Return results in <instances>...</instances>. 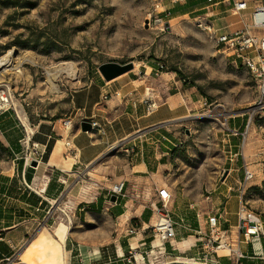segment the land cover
<instances>
[{
	"label": "rangeland",
	"instance_id": "374dc122",
	"mask_svg": "<svg viewBox=\"0 0 264 264\" xmlns=\"http://www.w3.org/2000/svg\"><path fill=\"white\" fill-rule=\"evenodd\" d=\"M180 2L0 0V57L14 51L12 64L0 68V96L9 99L7 110L17 119L35 126L67 117L70 92L88 82L102 63L132 62L133 68L151 65L154 69L162 64L159 77L166 73L194 88L201 103L191 111L192 116L162 124L166 128L162 130L176 133L179 145L169 171L160 174V180L168 178L192 199L200 194L205 200L208 192L212 196L228 187L234 189L231 194H238L246 167L254 176L245 186L244 201L264 221V101L260 102L258 82L239 60L215 46L202 16L211 9L178 17L194 9L170 13ZM25 54L34 62L24 61ZM60 63L70 64L75 77L59 73L52 90L48 70ZM15 64H20L18 70ZM233 121L243 123L233 129ZM14 158L0 145V170L9 169ZM78 179L80 186L94 185L88 176ZM236 202L238 197L227 206L229 216L234 217ZM71 210L64 195L47 216L41 212L35 214L36 221L20 225L23 246L0 264H64L60 241L70 234ZM43 228L55 241L45 249L29 246L48 239ZM233 262L225 258L220 264Z\"/></svg>",
	"mask_w": 264,
	"mask_h": 264
},
{
	"label": "crops",
	"instance_id": "0c3cea01",
	"mask_svg": "<svg viewBox=\"0 0 264 264\" xmlns=\"http://www.w3.org/2000/svg\"><path fill=\"white\" fill-rule=\"evenodd\" d=\"M181 1L170 13L194 8L178 15L185 17L210 8L211 12L204 11L202 16L218 35L241 29L261 2L245 0L247 9L236 14L232 6L239 0ZM153 70L151 65L133 68L109 81L96 71L88 82L73 89L68 114L72 128L63 130L57 120L34 126L31 141L39 158L34 167H24L19 158L26 147L14 112L0 113V145L15 156L9 169L0 170V263L16 251L7 234L19 235L20 225L36 221L35 214L43 212L47 216L64 195L72 209L70 234L59 240L64 264H137V253L145 264H192V260L199 264L202 248L195 231L212 212L221 214V228L244 255L233 264L264 263V240L263 254H255L237 229L239 198L234 217L229 216L227 206L238 197L230 193L233 188L215 191L212 196L208 192L205 200L200 194L192 199L186 189H179L168 178L160 180V174L169 171L179 145L176 133L162 130L166 129L162 124L192 116L191 111L201 101L194 88L181 85L166 73L161 77L167 80L162 82ZM151 103L155 107L149 110ZM83 121H95L101 129L83 132ZM240 122L233 121L232 128L236 129L237 123L240 127ZM80 176L94 182L91 188L96 194L82 191ZM22 178L28 187L22 184ZM119 181L125 182V195L113 201L111 189ZM162 187L168 189L170 202H174L170 211L174 237L166 241L151 229L156 222L154 209L159 204L157 189ZM130 228H135V233L130 234ZM225 258L231 257L223 250L212 261L220 264Z\"/></svg>",
	"mask_w": 264,
	"mask_h": 264
},
{
	"label": "built area",
	"instance_id": "2783aa9c",
	"mask_svg": "<svg viewBox=\"0 0 264 264\" xmlns=\"http://www.w3.org/2000/svg\"><path fill=\"white\" fill-rule=\"evenodd\" d=\"M247 7L248 5L245 0H239L233 2L232 12L239 14L245 11ZM206 27L211 32L215 46L219 50L228 51L229 55L239 60L257 80L260 102L264 101V0H261L249 13V17L246 22H243L241 29L218 35L216 30H213L211 26L206 25ZM162 68L163 65L158 64V68L153 70L154 75L158 76L162 72ZM9 107V99L6 96H0V113ZM154 107V103H151L148 109L151 110ZM18 121L26 147V150L19 158L23 160L24 167H30L33 161L37 165L39 158L36 156L37 151L33 149L34 144L31 141L34 126L22 121L19 117ZM58 123L63 130L73 127V120L69 116L60 119ZM90 124L91 128L101 129L100 125L95 121H91ZM66 146H70L69 141H66ZM69 149L71 151V148ZM70 151L69 153H71ZM253 176V172L245 167L243 183L237 189L239 198L236 213L237 229L243 241L251 244L254 253L262 255L261 242L264 240V221L261 215L251 209L244 201L245 186ZM22 184L28 187L24 178H22ZM124 185V181L115 183L111 189L112 193L116 196L123 197L125 195ZM157 196L159 198V204L154 209L156 222L151 226V229L161 240L166 241L174 237L173 221L168 208L171 201V194L167 188L162 187L157 189ZM220 217L221 214L219 213L212 212L206 214L203 219L204 227L202 226V228L195 231V235L201 242L202 248V257L199 264H215L212 261L213 256L223 250L227 251L228 256L233 260H238L244 256L234 245L227 231L221 228ZM128 231L132 234L135 233L136 229L130 228ZM191 263L197 264L196 260H192Z\"/></svg>",
	"mask_w": 264,
	"mask_h": 264
},
{
	"label": "bare ground",
	"instance_id": "6f19581e",
	"mask_svg": "<svg viewBox=\"0 0 264 264\" xmlns=\"http://www.w3.org/2000/svg\"><path fill=\"white\" fill-rule=\"evenodd\" d=\"M12 54H14V51L10 50V51H8L7 54L0 57V68L8 67L9 65L12 64V59H11ZM23 60L24 61H30L32 63L34 62V59L32 58V56L27 55V54H25L23 56ZM134 64L136 65V63H134ZM19 66H20V64H15L14 68L18 70ZM59 73H67V74H70L71 77H73V78L75 77L74 70L70 64H63V63L58 64L55 70H53V71L48 70V83L51 85L52 90L56 89L54 81H55V78L57 77V75ZM6 106H7V104H6ZM63 178H65V176H63ZM82 191L89 193V194H96V191L87 185L82 186ZM43 233L48 238L46 241L43 239H40L38 241H33L30 243L29 246H31V247L34 246L38 249H45V248H47V246L49 244H52L51 242L55 241L54 239H52V237H49L51 235L48 233L46 228H43ZM6 237H7V239L12 240L15 250H19L21 248V246H23V243H24L23 239L19 235H17L16 233L11 232V233L7 234ZM48 241H49V243H48ZM51 252H52V248H49L48 253H51ZM136 261H137V264H145L143 257L140 253L136 254Z\"/></svg>",
	"mask_w": 264,
	"mask_h": 264
},
{
	"label": "water",
	"instance_id": "95a60500",
	"mask_svg": "<svg viewBox=\"0 0 264 264\" xmlns=\"http://www.w3.org/2000/svg\"><path fill=\"white\" fill-rule=\"evenodd\" d=\"M132 69H133V63L132 62L119 63V62H115V61H110V62L102 63L98 66V72L107 81H109L115 77H118L119 75H122V74H124V73H126ZM80 129L83 132L89 131L91 129L90 122L83 121L80 124ZM31 166L32 167L36 166V162L33 161L31 163ZM111 200H113V201L116 200L115 194H113Z\"/></svg>",
	"mask_w": 264,
	"mask_h": 264
}]
</instances>
